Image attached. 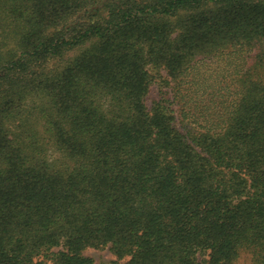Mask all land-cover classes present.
Masks as SVG:
<instances>
[{
  "label": "trees",
  "instance_id": "trees-1",
  "mask_svg": "<svg viewBox=\"0 0 264 264\" xmlns=\"http://www.w3.org/2000/svg\"><path fill=\"white\" fill-rule=\"evenodd\" d=\"M89 247L264 264V0H0V264Z\"/></svg>",
  "mask_w": 264,
  "mask_h": 264
},
{
  "label": "rangeland",
  "instance_id": "rangeland-1",
  "mask_svg": "<svg viewBox=\"0 0 264 264\" xmlns=\"http://www.w3.org/2000/svg\"><path fill=\"white\" fill-rule=\"evenodd\" d=\"M165 91L167 92L166 96L170 97V99L174 101L175 93H174L173 82L171 83L170 86L165 88ZM159 96H161L160 86L159 84L156 83L155 85H153L150 94L151 97L150 102H152L153 99L158 98ZM173 108L176 110V114H177L179 110V105L177 104L176 101H174L173 103ZM177 124H179V126L181 125L180 122H177ZM85 254L93 259L92 264H114V261L118 259L117 256L112 252V250L109 247L103 249L89 247L85 250ZM236 264H254L252 261L251 253L243 252Z\"/></svg>",
  "mask_w": 264,
  "mask_h": 264
}]
</instances>
